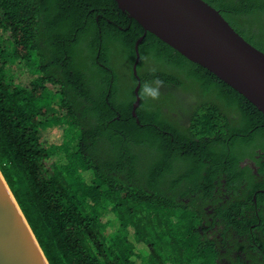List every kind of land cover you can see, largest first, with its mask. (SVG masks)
<instances>
[{"label":"trees","instance_id":"16d2710c","mask_svg":"<svg viewBox=\"0 0 264 264\" xmlns=\"http://www.w3.org/2000/svg\"><path fill=\"white\" fill-rule=\"evenodd\" d=\"M204 1L264 53V0ZM0 32V172L48 264H264L256 107L149 32L134 76L115 0H0Z\"/></svg>","mask_w":264,"mask_h":264},{"label":"water","instance_id":"95a60500","mask_svg":"<svg viewBox=\"0 0 264 264\" xmlns=\"http://www.w3.org/2000/svg\"><path fill=\"white\" fill-rule=\"evenodd\" d=\"M146 32L199 65L244 97L264 116V53L248 43L204 0H115ZM139 84L131 114L136 117ZM0 264H48L0 172Z\"/></svg>","mask_w":264,"mask_h":264},{"label":"rangeland","instance_id":"374dc122","mask_svg":"<svg viewBox=\"0 0 264 264\" xmlns=\"http://www.w3.org/2000/svg\"><path fill=\"white\" fill-rule=\"evenodd\" d=\"M6 36H8V34L2 33L0 32V38H6ZM6 71H7V77L9 79V81H13L15 84L17 85H22V86H27L28 83H30L34 78L37 77V74H32L30 71H28L25 67H21L18 64H13V65H8L6 67ZM41 134H42V142L45 145L48 144H55V145H59L62 142V130L54 125V126H50L47 127L43 130H41ZM86 179H88L90 177L89 174H85L84 175ZM110 220L112 222H114V217L112 215H109L107 217L104 218V221L106 220ZM148 248L143 246V245H136V252L145 254L146 250ZM137 264H139L140 262V257H135Z\"/></svg>","mask_w":264,"mask_h":264},{"label":"clouds","instance_id":"9594fccd","mask_svg":"<svg viewBox=\"0 0 264 264\" xmlns=\"http://www.w3.org/2000/svg\"><path fill=\"white\" fill-rule=\"evenodd\" d=\"M151 94H152V97H153V98H155V96L157 95V93H156L155 90H152Z\"/></svg>","mask_w":264,"mask_h":264},{"label":"flooded vegetation","instance_id":"af4514ba","mask_svg":"<svg viewBox=\"0 0 264 264\" xmlns=\"http://www.w3.org/2000/svg\"><path fill=\"white\" fill-rule=\"evenodd\" d=\"M222 192H224L225 194H227L226 193V190L225 189H222ZM225 194H223V196L225 195ZM224 264L226 263L225 261H222ZM220 263V261H218V264Z\"/></svg>","mask_w":264,"mask_h":264}]
</instances>
